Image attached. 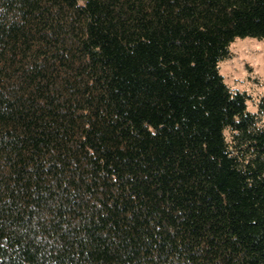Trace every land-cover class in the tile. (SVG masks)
<instances>
[{"label":"trees","instance_id":"1","mask_svg":"<svg viewBox=\"0 0 264 264\" xmlns=\"http://www.w3.org/2000/svg\"><path fill=\"white\" fill-rule=\"evenodd\" d=\"M245 38L264 0H0V264H264Z\"/></svg>","mask_w":264,"mask_h":264},{"label":"rangeland","instance_id":"2","mask_svg":"<svg viewBox=\"0 0 264 264\" xmlns=\"http://www.w3.org/2000/svg\"><path fill=\"white\" fill-rule=\"evenodd\" d=\"M229 51V59L219 63V74L229 88L250 96L248 110L255 112L264 98V40L236 39Z\"/></svg>","mask_w":264,"mask_h":264}]
</instances>
